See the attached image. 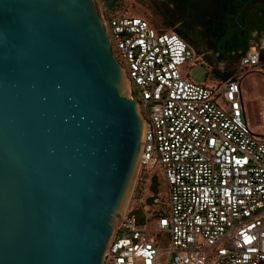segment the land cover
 Masks as SVG:
<instances>
[{"label": "water", "instance_id": "95a60500", "mask_svg": "<svg viewBox=\"0 0 264 264\" xmlns=\"http://www.w3.org/2000/svg\"><path fill=\"white\" fill-rule=\"evenodd\" d=\"M127 78L96 0H0V264H104L145 137Z\"/></svg>", "mask_w": 264, "mask_h": 264}, {"label": "built area", "instance_id": "2783aa9c", "mask_svg": "<svg viewBox=\"0 0 264 264\" xmlns=\"http://www.w3.org/2000/svg\"><path fill=\"white\" fill-rule=\"evenodd\" d=\"M96 1L131 97L140 96V170L160 168L169 187L167 207L161 197L147 204L158 207L155 228L148 211L140 223L130 203L104 264H264V135L246 118L242 89L249 74L264 75L259 47L230 78L198 83L189 76L198 56L178 32L110 17Z\"/></svg>", "mask_w": 264, "mask_h": 264}, {"label": "rangeland", "instance_id": "374dc122", "mask_svg": "<svg viewBox=\"0 0 264 264\" xmlns=\"http://www.w3.org/2000/svg\"><path fill=\"white\" fill-rule=\"evenodd\" d=\"M165 0H118L120 2L119 6H114L113 8L105 7L106 14L110 17L116 16L119 13L125 14L132 17H142L151 21L153 25L157 23L158 15L155 2H163ZM117 4V3H116ZM115 4V5H116ZM201 17L203 15H200ZM106 24V23H105ZM107 27V26H106ZM169 28L167 30H171ZM174 30V29H173ZM200 36L205 34L204 27L201 28V31H198ZM262 44L264 46V36L262 35ZM212 43V42H211ZM213 44V43H212ZM256 44V42H254ZM191 45V44H190ZM192 46V45H191ZM196 56H198L197 63L190 69V78L198 83H207L210 85H217L223 79L220 77V74L223 73L226 69H234L235 73L241 70L240 61L234 62L232 64L227 63L226 60H222L219 56L221 52L224 51L223 46L211 45L210 43L204 42V45L192 46ZM219 49L221 52H216ZM223 49V50H222ZM229 65V67H228ZM219 73V74H217ZM128 79V78H127ZM242 89L244 95V102L247 109V120L250 126L259 132V134L264 135V75L258 73H251L243 79ZM131 83L128 79V95L130 94ZM134 98L140 101V96L137 92H134ZM153 174V175H152ZM152 174L145 173L144 170H139L136 173L135 181L133 188H130L128 193L129 200L127 203V208L130 206V203L135 201V208L143 209L148 211V217L150 220L148 224L151 228H155L157 224V219L152 216L153 209L158 208L157 206H147V200L152 196V191L150 186L152 183V177L154 175L159 176L160 186H159V198L161 197V205L168 206V184L165 176L162 174L160 168H155L152 171ZM166 206V207H167ZM124 212V214L126 213ZM123 215L120 211L117 218L122 219Z\"/></svg>", "mask_w": 264, "mask_h": 264}, {"label": "trees", "instance_id": "16d2710c", "mask_svg": "<svg viewBox=\"0 0 264 264\" xmlns=\"http://www.w3.org/2000/svg\"><path fill=\"white\" fill-rule=\"evenodd\" d=\"M183 1V0H180ZM214 6L209 12V18L203 25L205 34L200 36L198 33L192 30V34L195 39H192L191 34L182 31V28L178 27L180 20L169 8L170 0L163 2H155L158 17L157 23L155 24L158 28L167 30L169 28L174 29L178 32L186 41L192 46H196V40L201 42H207L212 45L213 42H221L222 40L228 42L229 45L224 48L221 52L219 49L216 52L219 54L222 60H226L227 63L232 64L237 61H241L244 54L254 46L252 41V32L258 30L264 32V0H213ZM120 2L115 5L118 7ZM169 8V9H168ZM247 20V30L237 28L238 24H244ZM225 26L226 34H220L221 28ZM242 32H247L248 37L244 39V43H235L234 37ZM212 42V43H211ZM238 48H241V52L238 53ZM261 57L264 60V48L260 47ZM223 50V49H222ZM229 67V65H228ZM235 73L234 69H226L220 74L223 80L230 78ZM219 74V73H217ZM140 223L144 222V215L141 209L137 208L134 210Z\"/></svg>", "mask_w": 264, "mask_h": 264}, {"label": "flooded vegetation", "instance_id": "af4514ba", "mask_svg": "<svg viewBox=\"0 0 264 264\" xmlns=\"http://www.w3.org/2000/svg\"><path fill=\"white\" fill-rule=\"evenodd\" d=\"M213 6V0H170L169 3L171 12L180 18L178 27L182 28V31L191 34L192 39H195L192 30L196 33L201 31V28L209 18L208 14ZM200 15L203 16L201 17ZM247 37L248 33L242 32L241 35L238 34L234 37V41L238 39L243 42ZM198 43L200 42L196 40V45Z\"/></svg>", "mask_w": 264, "mask_h": 264}, {"label": "crops", "instance_id": "0c3cea01", "mask_svg": "<svg viewBox=\"0 0 264 264\" xmlns=\"http://www.w3.org/2000/svg\"><path fill=\"white\" fill-rule=\"evenodd\" d=\"M236 27L239 28V29H243V31L244 30L246 31L247 30V20H245L244 24H238L237 23ZM224 28H225V26H223L221 28L220 34H226ZM262 35L264 36V32H259L258 30H256V31H254L252 33L251 36H252V41L256 42L255 45H257L258 47L260 46V47L264 48V46L261 45L262 44V39H261ZM240 42H241V40H238V39L235 40V43H237V44L240 43ZM201 44L204 45V42L198 43V45H201ZM212 45L216 46V48H218L219 46H223V48H226V46L229 45V44H228V42L222 40L221 42H213ZM237 50H239L238 53L241 52V48H238ZM243 103H244L245 115H246V118H247V109H246V105H245V102H244V95H243ZM262 112H264V109H263Z\"/></svg>", "mask_w": 264, "mask_h": 264}, {"label": "bare ground", "instance_id": "6f19581e", "mask_svg": "<svg viewBox=\"0 0 264 264\" xmlns=\"http://www.w3.org/2000/svg\"><path fill=\"white\" fill-rule=\"evenodd\" d=\"M127 82H128V79H127ZM139 166H140V164H139V161H138V165H137V168H136V171H135V174H134V177H133V180H132V183H131L130 188H133V184H134V181H135V176H136V173H137L138 170H139ZM129 191H130V189H129ZM129 191H128V193H129ZM127 196H128V194H127ZM128 200H129V197H126V199H125V203H124V207H123L122 210H121V213H122L123 216H124V212L126 211V208H127ZM118 219H119V220H118V222L116 223V225L121 221V218H118Z\"/></svg>", "mask_w": 264, "mask_h": 264}]
</instances>
